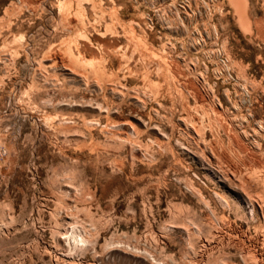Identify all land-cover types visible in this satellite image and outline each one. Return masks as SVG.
Masks as SVG:
<instances>
[{
	"label": "rangeland",
	"instance_id": "obj_1",
	"mask_svg": "<svg viewBox=\"0 0 264 264\" xmlns=\"http://www.w3.org/2000/svg\"><path fill=\"white\" fill-rule=\"evenodd\" d=\"M0 264H264V0H0Z\"/></svg>",
	"mask_w": 264,
	"mask_h": 264
},
{
	"label": "bare ground",
	"instance_id": "obj_2",
	"mask_svg": "<svg viewBox=\"0 0 264 264\" xmlns=\"http://www.w3.org/2000/svg\"><path fill=\"white\" fill-rule=\"evenodd\" d=\"M56 58V57H55ZM67 60V59H66ZM65 61V60H64ZM258 163V162H257ZM260 165V164H259Z\"/></svg>",
	"mask_w": 264,
	"mask_h": 264
}]
</instances>
